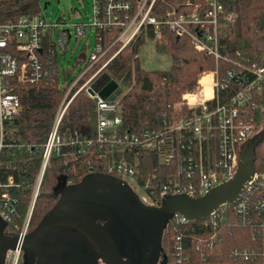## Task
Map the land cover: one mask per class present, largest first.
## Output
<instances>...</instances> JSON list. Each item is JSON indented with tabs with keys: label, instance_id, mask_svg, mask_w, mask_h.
<instances>
[{
	"label": "trees",
	"instance_id": "16d2710c",
	"mask_svg": "<svg viewBox=\"0 0 264 264\" xmlns=\"http://www.w3.org/2000/svg\"><path fill=\"white\" fill-rule=\"evenodd\" d=\"M105 6V0H98ZM222 16L218 20V37L221 58L196 50L189 37L177 36L163 28L165 41L154 40L150 26L134 35L124 46L116 40L122 31L120 25H110L108 29L94 33L95 45L102 47L103 54L90 69L83 74L88 78L98 69L106 73L122 88L118 98V113L121 117L120 130L141 135L144 131L160 129L164 124L171 125L189 114V109L179 104L183 93L194 88L197 77L204 71L217 69L221 74L227 69L239 70L252 64L264 68V0H220ZM165 3V2H164ZM163 0H157L158 9H167ZM40 0H0V21L22 14L38 12ZM196 10L202 15L207 9L206 0H190L187 10ZM232 13L233 22L224 19ZM152 14L158 15V11ZM152 41L154 48L170 57L167 68L145 69L140 62V47ZM238 52V54H236ZM43 73L39 78L20 81L14 75L12 92L18 96L21 113L8 126V137L24 145L40 146L46 139L55 111L64 95L67 82L77 77L81 70L67 68L61 87V70L55 55H40ZM77 61L86 65V57L78 56ZM103 66V67H102ZM240 66V67H238ZM242 82V81H241ZM246 83L230 80L220 91L221 102ZM74 87L72 93L77 90ZM253 101L257 107L245 104L247 114L256 121L264 108V78L252 88ZM95 105L82 91L78 92L68 105L58 127L60 134H71L79 140L91 139L90 145L78 143L66 146L61 153L49 160L42 183L32 210L28 231L34 229L43 215L59 199L55 189L60 177L66 183L75 184L89 174L105 175L109 163L107 157L98 152L95 139ZM254 147V171L258 174L257 184L248 194H242L244 207L238 209L236 203L225 205L215 217V223L205 224L207 217L194 221L175 222L166 225L167 255L165 264H264V131ZM135 176L143 183L152 174L151 184L164 182V174L176 177L177 165L157 164L155 155L149 151L136 150L129 153ZM135 156L137 160L135 161ZM38 150H11L8 160L24 175L25 187L19 191L20 204L14 223L23 217L30 198L32 183L39 166ZM6 229L15 233L11 225Z\"/></svg>",
	"mask_w": 264,
	"mask_h": 264
},
{
	"label": "built area",
	"instance_id": "2783aa9c",
	"mask_svg": "<svg viewBox=\"0 0 264 264\" xmlns=\"http://www.w3.org/2000/svg\"><path fill=\"white\" fill-rule=\"evenodd\" d=\"M163 3L167 4V9H158L157 0H105V6L101 8L99 1L93 0V17L87 22H70L61 17L51 20L39 12L0 21V223L4 225L5 232L11 233L6 229L7 225L14 227L15 234L20 237L29 232L32 210L49 160L58 156L66 146L92 143L91 139L79 140L71 134H60L58 131L68 105L80 91L95 105L98 152L109 159L105 175L119 179L144 205L158 207L166 195L200 196L233 177L244 142L261 133L255 134L259 126L264 124V108L255 121L244 107L246 103L252 109L257 107L252 100V88L262 82L264 68L255 64L238 71L227 69L223 74L217 69L200 73L194 88L183 93L179 103L189 109V114L171 125L164 124L158 130L144 131L139 136L120 130L119 96L109 100L93 90L92 84L99 77L97 75L101 68L82 79L83 74L103 54L101 45L97 44L95 50L86 57L87 65L82 61L80 74L64 86V95L45 141L40 146L24 145L8 137V126L19 117L22 109L18 96L12 92L14 86L10 78L16 75L20 81L33 82L43 73L40 60L43 49L44 54L58 57L57 51L66 48L73 33L76 37L83 36L89 27L95 33L108 29L110 25H120L122 31L116 40L121 41L122 46L146 26H150L154 40L165 41L163 28H167L177 36L189 37L196 50L213 56L215 60L221 58L218 20L222 16L223 6L220 0H206L207 9L202 15L195 9L187 10L190 0H163ZM154 11L159 14H152ZM224 19L233 22L235 16L228 13ZM233 79L239 83L245 82L247 86L237 89L221 102V89ZM76 86L77 90L72 93ZM14 149L29 152L38 150L40 153L30 198L18 224L13 221L20 204L18 193L25 187V180L19 171L13 173V169L18 167L8 160ZM136 150L153 153L157 164L177 165L179 174L176 177L164 174V182L154 186L151 181L155 179V174L139 183L135 166L127 156ZM134 159L136 161L137 157ZM257 178L258 174L254 172L238 198L231 202L236 203L238 209L244 207L241 195L252 191L258 183ZM227 204L220 205L207 215L204 223H215L218 212L223 211ZM170 220L187 221L178 213ZM21 254L19 247L8 249L3 264H19Z\"/></svg>",
	"mask_w": 264,
	"mask_h": 264
},
{
	"label": "water",
	"instance_id": "95a60500",
	"mask_svg": "<svg viewBox=\"0 0 264 264\" xmlns=\"http://www.w3.org/2000/svg\"><path fill=\"white\" fill-rule=\"evenodd\" d=\"M92 87L107 99L122 94L106 73ZM262 134L244 142L232 178L200 196L166 195L158 207L144 205L130 188L108 175L89 174L78 183L66 184L58 191L55 205L24 236L5 232L0 223V264L6 251L16 247L26 264H99L98 259L104 264H128L121 256L116 232L139 242L144 238L142 231L150 227L158 243L175 213L194 221L235 201L255 172L254 147Z\"/></svg>",
	"mask_w": 264,
	"mask_h": 264
},
{
	"label": "rangeland",
	"instance_id": "374dc122",
	"mask_svg": "<svg viewBox=\"0 0 264 264\" xmlns=\"http://www.w3.org/2000/svg\"><path fill=\"white\" fill-rule=\"evenodd\" d=\"M46 2L48 4L46 8H43V4ZM38 8L39 13L51 20H55L56 18L61 17L70 22H87L90 21L93 17V0H40ZM91 31L92 27H89L87 33L79 37H76L73 33L66 48L64 50L57 51V58L61 70V87L64 83L63 76L67 68L74 67V72H77L82 68L83 62L77 61L76 58L79 55L88 57L95 50L96 45L94 32ZM89 32L91 33L88 34ZM62 54H64V57L62 56ZM138 56L141 65L145 69L167 68L170 63V57L166 54L158 52L154 48V44L152 41H146L140 47ZM113 81L119 86V84L115 80ZM263 131L264 124L262 123L255 134ZM64 185H66L65 180L63 177H60L56 183L54 190L58 192ZM165 260L166 255L162 252L161 259H158L155 264H165ZM98 263L104 264L101 259H98ZM19 264H26V257L23 253L20 256Z\"/></svg>",
	"mask_w": 264,
	"mask_h": 264
},
{
	"label": "flooded vegetation",
	"instance_id": "af4514ba",
	"mask_svg": "<svg viewBox=\"0 0 264 264\" xmlns=\"http://www.w3.org/2000/svg\"><path fill=\"white\" fill-rule=\"evenodd\" d=\"M148 229L146 232L142 231L144 238L143 241L139 239L140 243L134 241L132 237H125L116 232L121 256L128 264H155L158 259H161L162 252L167 255L166 226L158 243L155 230L153 231L150 227Z\"/></svg>",
	"mask_w": 264,
	"mask_h": 264
}]
</instances>
